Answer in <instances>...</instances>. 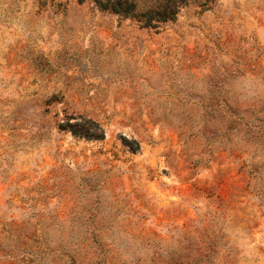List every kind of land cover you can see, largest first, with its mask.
<instances>
[{
  "label": "rangeland",
  "instance_id": "rangeland-1",
  "mask_svg": "<svg viewBox=\"0 0 264 264\" xmlns=\"http://www.w3.org/2000/svg\"><path fill=\"white\" fill-rule=\"evenodd\" d=\"M199 5L0 0V264H264V0Z\"/></svg>",
  "mask_w": 264,
  "mask_h": 264
},
{
  "label": "trees",
  "instance_id": "trees-1",
  "mask_svg": "<svg viewBox=\"0 0 264 264\" xmlns=\"http://www.w3.org/2000/svg\"><path fill=\"white\" fill-rule=\"evenodd\" d=\"M89 1L103 12L116 14L135 21L141 28L162 29L167 23L174 22L180 10L190 0H79ZM214 0H199L200 7L207 10ZM61 127H63L61 125ZM63 129V128H62ZM73 135L85 138L101 139L104 132L101 127L90 121L77 122L72 126Z\"/></svg>",
  "mask_w": 264,
  "mask_h": 264
}]
</instances>
